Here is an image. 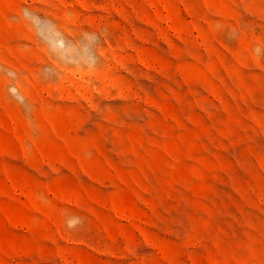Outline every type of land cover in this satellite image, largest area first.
I'll use <instances>...</instances> for the list:
<instances>
[{"label":"rangeland","instance_id":"1","mask_svg":"<svg viewBox=\"0 0 264 264\" xmlns=\"http://www.w3.org/2000/svg\"><path fill=\"white\" fill-rule=\"evenodd\" d=\"M0 264H264V0H0Z\"/></svg>","mask_w":264,"mask_h":264}]
</instances>
